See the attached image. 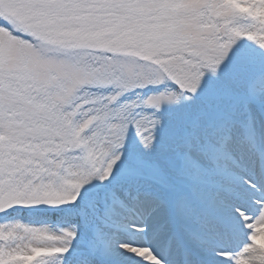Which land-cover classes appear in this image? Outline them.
<instances>
[{
  "label": "snow or ice",
  "instance_id": "obj_1",
  "mask_svg": "<svg viewBox=\"0 0 264 264\" xmlns=\"http://www.w3.org/2000/svg\"><path fill=\"white\" fill-rule=\"evenodd\" d=\"M0 264H264V0H0Z\"/></svg>",
  "mask_w": 264,
  "mask_h": 264
}]
</instances>
